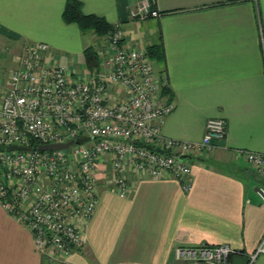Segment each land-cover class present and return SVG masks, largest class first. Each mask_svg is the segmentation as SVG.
<instances>
[{"label": "crops", "instance_id": "crops-1", "mask_svg": "<svg viewBox=\"0 0 264 264\" xmlns=\"http://www.w3.org/2000/svg\"><path fill=\"white\" fill-rule=\"evenodd\" d=\"M76 1L83 14L117 25L125 45L145 52L162 46L163 56L150 61L165 81L160 101L174 104L161 123L165 137L198 141L211 118L224 120L225 136L213 141L207 159L190 161L188 192L174 179L133 175L131 192L119 198L109 181L100 180L85 246L67 264H207L174 258L176 246L202 244L238 250L227 264H264V252L249 263L264 239V202L255 190L264 188V178L243 155L264 153V0H154L159 17L143 21L129 17L137 0ZM66 2L0 0V56L9 60L7 73L33 42L47 44L51 61L67 71H90L83 51L95 34L87 39L63 20ZM0 264H48L25 226L1 206Z\"/></svg>", "mask_w": 264, "mask_h": 264}, {"label": "built area", "instance_id": "built-area-1", "mask_svg": "<svg viewBox=\"0 0 264 264\" xmlns=\"http://www.w3.org/2000/svg\"><path fill=\"white\" fill-rule=\"evenodd\" d=\"M159 15L154 0H137L129 11L135 21ZM102 40L98 66L83 74L51 61L48 45L33 42L0 80V206L25 226L51 264H67L84 248L100 180L109 181L119 198L131 192L133 175L174 179L188 192L190 161L207 159L213 141L225 136L224 120L211 118L198 141L165 137L161 123L174 107L160 101L165 81L155 76L145 51L122 42L117 25ZM79 137L89 139L77 144ZM67 142L60 150L37 149ZM243 155L264 178V153ZM263 252L264 239L249 263ZM173 253L176 261L227 264L239 251L202 244L176 246Z\"/></svg>", "mask_w": 264, "mask_h": 264}, {"label": "trees", "instance_id": "trees-1", "mask_svg": "<svg viewBox=\"0 0 264 264\" xmlns=\"http://www.w3.org/2000/svg\"><path fill=\"white\" fill-rule=\"evenodd\" d=\"M62 18L67 23H75L83 34L92 32L98 38H103L113 29V26L108 24L102 17L92 14H83L81 12L80 3L76 0H67L62 12ZM146 54L150 59L158 60L163 56L162 46L160 44L148 46L146 48ZM83 58L87 69L93 70L98 66L99 59L92 46L86 47L84 49ZM162 92H165L164 87ZM33 144L34 143H32V145ZM42 260L44 261L45 259L42 258ZM45 262L48 264L50 263L48 260H45Z\"/></svg>", "mask_w": 264, "mask_h": 264}, {"label": "water", "instance_id": "water-1", "mask_svg": "<svg viewBox=\"0 0 264 264\" xmlns=\"http://www.w3.org/2000/svg\"><path fill=\"white\" fill-rule=\"evenodd\" d=\"M89 138L88 137H79L75 139V142L77 144H81L85 141H87ZM70 145V142L67 143H62V144H44V145H38L37 149L39 151H54V150H60V149H64L67 148ZM9 150H24L23 147H19V146H8ZM255 190L261 195V189L256 187Z\"/></svg>", "mask_w": 264, "mask_h": 264}, {"label": "rangeland", "instance_id": "rangeland-1", "mask_svg": "<svg viewBox=\"0 0 264 264\" xmlns=\"http://www.w3.org/2000/svg\"><path fill=\"white\" fill-rule=\"evenodd\" d=\"M90 32H87V33H85V35L87 36V39H90V34H89ZM94 38V41L93 42H91L90 44L92 45V46H95L98 42H99V38L97 39V36L95 35V36H93ZM2 50V49H1ZM4 62V63H3ZM9 60H2V57L0 56V80L3 82V81H5V79H6V77H7V72H6V70L9 68ZM81 68H83V66L81 67ZM80 68V69H81ZM101 187H103L102 185H101ZM98 194H99V190H98ZM84 256H86L85 254H84ZM50 264V263H49Z\"/></svg>", "mask_w": 264, "mask_h": 264}]
</instances>
